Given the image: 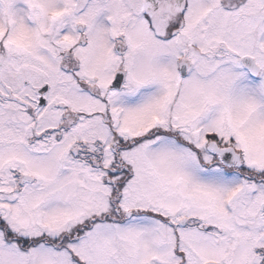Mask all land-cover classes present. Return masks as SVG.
I'll return each mask as SVG.
<instances>
[{"label": "snow or ice", "instance_id": "1", "mask_svg": "<svg viewBox=\"0 0 264 264\" xmlns=\"http://www.w3.org/2000/svg\"><path fill=\"white\" fill-rule=\"evenodd\" d=\"M0 264H264V0H0Z\"/></svg>", "mask_w": 264, "mask_h": 264}]
</instances>
